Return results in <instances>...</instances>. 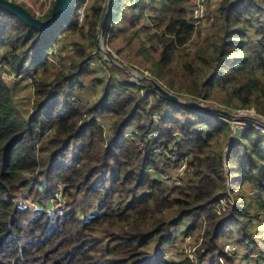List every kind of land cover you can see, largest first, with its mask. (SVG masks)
I'll return each instance as SVG.
<instances>
[{
  "label": "trees",
  "instance_id": "1",
  "mask_svg": "<svg viewBox=\"0 0 264 264\" xmlns=\"http://www.w3.org/2000/svg\"><path fill=\"white\" fill-rule=\"evenodd\" d=\"M85 1L74 0L52 34L0 8V61L33 86L26 116L0 76V264H193L163 258L184 219L189 230L201 220L204 226L198 262L221 257L239 264L224 251L222 241L233 239L246 259L264 264V131L250 126L232 135L230 122L205 119L156 93L146 104L151 85L142 94L128 79L98 78L90 62L101 61L96 39L107 0H95L79 22ZM115 1L110 47L121 38L138 66L181 97L253 108L264 117V0H220L190 53L192 0ZM61 36L77 37L74 57L51 72L47 51ZM154 112L162 134L153 143L165 146L172 132L181 133L178 147L191 153V184L164 186L150 177L148 167H159L148 139ZM132 125L136 132L125 137ZM58 185L66 197L59 211L17 202ZM228 194L233 204L220 213L210 209Z\"/></svg>",
  "mask_w": 264,
  "mask_h": 264
},
{
  "label": "rangeland",
  "instance_id": "2",
  "mask_svg": "<svg viewBox=\"0 0 264 264\" xmlns=\"http://www.w3.org/2000/svg\"><path fill=\"white\" fill-rule=\"evenodd\" d=\"M12 1H17V0H12ZM53 1L54 0H18L17 2H19L21 5H23L30 12H32V9L28 6V4L31 5L32 8H34V10H36L40 13L44 12V14H46L49 11V9H52ZM75 1H77V0H75ZM94 1L95 0H86V4L91 6V4ZM219 1L220 0H209L207 15L209 14V11H212V10L217 8ZM80 6L78 7V9L80 8ZM190 8H191V2L186 4V9H187V12L189 14H190ZM78 9H77V11H78ZM43 17H41L40 19H43ZM61 26H62V22L55 25L51 29V34L56 32L57 28H61ZM207 30H208V21L206 18L203 23L201 22L198 24V28H197L195 34L189 40L188 46L186 49L187 53L192 52L194 49V46H196L197 44H199L203 40L204 36L207 33ZM75 40H77V37H74V36L73 37L72 36H63L62 37L61 36L58 38V42L54 46L51 47L53 49V52L55 53V55H58L59 62L61 63V65L67 64L68 61L73 59L74 52H73L71 43ZM108 41H109V35L106 34L104 36V47L108 52L111 53V55L118 62H120L122 65H124L126 67H129V68L137 70L141 73L152 76L144 67H140L137 65V62L134 58L133 50H131L130 48H125V49L121 48V46H120L121 45L120 43L122 41L121 38H118L117 45L114 47H110L108 44ZM49 43H50V39H48V37L45 38L43 45H42L43 53H44V51L47 50V46L49 45ZM100 56H101V58L100 57L99 58L101 59V61L97 60V61L90 62L93 69L96 71L98 78L106 79L108 77H114V78H119V79H121V78L128 79L129 81H131V82H133V83H135L141 87V93L142 94H146L147 91H149V89L145 90L147 87H149V85H151L149 82H143V83L138 82L131 75H128L126 72L121 70L119 67H117L113 64L104 63L101 54H100ZM50 70H51V72H56L58 70V68L52 67V68H50ZM6 82H7V84H9L11 93L14 97V102H15L16 107L20 111H22L26 116H29L31 114L32 97H33V86H32L30 78L27 75L26 76H15V75H13V77L8 79V81H6ZM151 91L153 93L151 92L152 95H149L148 97H146V100H145L146 104H147V101H148V103L152 104L155 100L154 93H156V92L153 90V88L151 89ZM204 103H210L213 105H217V106L228 109V110L235 112V113L239 112V113H251L254 115H259L255 112V110L253 108L235 109V108H229V107H226L224 105H221V104H218L215 102H210V101H206ZM199 115L205 119H214V117H215V116L209 115V114L204 113V112H199ZM259 116L261 118H264L261 115H259ZM182 118H185V116H178L177 119H182ZM227 122H230L232 128L234 129V132L232 133V135L236 131H237V134L240 131H243L245 129V127L248 128L251 126V127L255 128L254 123H252L250 121H227ZM101 123L104 125V127L106 129L111 124L108 116H105L104 118H102ZM198 128H203V127L199 126ZM154 158L156 159L158 166H165L167 164V158L163 152L159 153V151L156 150L154 153ZM230 180H232V179H230ZM62 188L63 187L61 185H58L51 193H49L46 196H44V195H42V196L40 195L39 197H34L32 195L25 196V197L29 198L31 201L27 204L30 206L28 208L33 209V210L45 209L49 213H54L55 211L61 210V208L64 207L63 205L65 204V198H66L65 195L63 194ZM55 191L59 193V197H57L56 199H51L50 195ZM61 194H62V196H61ZM230 196H231L230 203L227 202L228 201L227 198L225 200L227 207L230 204L234 203V194H231V195L228 194L227 197H230ZM227 203H228V205H227ZM84 217L86 218V217H88V215L85 214ZM189 226H190V220L189 219L184 220L180 224L179 231L175 234L171 245H167L163 248V258L164 259H167V260L178 259L177 261H180L182 258L188 257L193 264H200L197 261V259L194 260L195 257L191 258L190 255L193 256L194 253H196V251H193L194 247L197 246L199 243H202L204 241V233L202 232V230H203L202 220L200 222H197L195 224L194 228H191L190 230L188 229ZM192 232H195V233L193 235H191L190 237L187 236ZM230 241H234L233 243L236 244V252L232 253V254L225 253L226 255H230L232 257L238 258V260H241L239 264H250V263L257 264L255 258H251V259L245 258V252L242 249L241 245L237 242V240L224 239L222 242L227 243ZM166 250L169 251L168 255L172 256L174 258H169V257L165 256L164 253ZM191 259H193V260H191ZM219 260H221V259H219ZM218 263L223 264V259L221 260V262H218Z\"/></svg>",
  "mask_w": 264,
  "mask_h": 264
},
{
  "label": "built area",
  "instance_id": "3",
  "mask_svg": "<svg viewBox=\"0 0 264 264\" xmlns=\"http://www.w3.org/2000/svg\"><path fill=\"white\" fill-rule=\"evenodd\" d=\"M115 4H116V1H115ZM208 4H209V0H192L191 1V8H190L189 16H190L191 21L193 22L195 32L198 28V24L201 22L203 23L207 17ZM28 6L32 9L31 13L34 17L41 18L45 15L44 12L40 13V12L34 10V8H32L31 5L28 4ZM88 8H89V5H87L86 1H85V3H83L80 6V8L78 9L77 18H78L79 22H82L84 20ZM47 55L49 57V60L51 62L52 67L59 69L62 66L61 63L59 62L58 55H55V53L53 52V49H49L47 51ZM12 74L13 73L10 71V69L3 62L0 61V76H1V78L5 81H8V79L13 77L14 74L13 75ZM203 102H206V101H203ZM160 118H161V115L158 114L157 112H154L152 114L151 119L153 121V127L150 130V132L148 133V139L151 142L150 147L152 148L154 153L157 150V151H159V153L163 152L165 154V156L167 158V164L165 166H159V167L152 165V166L148 167V173H149L151 178L156 179V180L158 179L162 183V185H164V186L190 184L195 180V178L193 176V169L189 165L190 159H191V153L188 150H180L179 149L178 143L183 139V136L181 135V133L179 131L172 132V140L168 144H166L165 146H161L162 145L161 143L159 145H157V143H155V144L153 143L154 141H156L157 136L162 134V131L157 130V124L159 123ZM227 121H229V120H227ZM166 128L168 130H170L171 126L168 124L166 126ZM255 128L261 129L259 126H256V125H255ZM198 129H202V128H198ZM136 130H137V125H132L126 131L125 137L130 136L133 132H136ZM152 143H153L154 147L152 146ZM155 161H156V159H155ZM61 196H62V194H61ZM57 197H59V193L56 191L50 195L51 199H56ZM226 198L228 200L227 202L230 203L231 196L230 197H224V198H221L218 203L213 204L210 209L215 210L217 213H220L221 210H223L227 207L226 201H225ZM17 202L22 207H30L27 204L31 201L27 197H23V196L21 197L20 196V197H18ZM227 205H228V203H227ZM203 230H204V226H203ZM203 230H202V232H203ZM194 233L195 232H192L187 236L190 237ZM173 239H174V237H173ZM233 242L234 241L223 243L225 253L232 254V253L236 252V244H234ZM171 243L169 245H171ZM197 246L194 247L193 251L196 250ZM168 254H169V251L166 250L164 255L169 257V258H174L172 256H169ZM190 257L191 258L195 257L194 260L197 259L196 253H194L193 256L190 255ZM218 258L222 260L221 257H214L211 261L221 262V260H219ZM172 260L177 261L178 259H172ZM191 260H193V259H191ZM211 261L203 260L199 263L200 264H209Z\"/></svg>",
  "mask_w": 264,
  "mask_h": 264
},
{
  "label": "water",
  "instance_id": "4",
  "mask_svg": "<svg viewBox=\"0 0 264 264\" xmlns=\"http://www.w3.org/2000/svg\"><path fill=\"white\" fill-rule=\"evenodd\" d=\"M73 3L74 0H54L50 16L46 19L34 17L32 13L28 11L23 5L12 0H0V8L13 13L29 26L34 27L41 32H47L65 19L66 15L71 10ZM114 13L115 0H107L106 8L99 26V31L96 39V49L102 55L104 63L113 64L119 67L128 75H131L138 82H149L153 90L158 95L177 105L189 107L212 116H218L225 121H250L254 123V125L259 126L264 131V118H261L259 115H254L251 113H235L217 105L204 103L201 100L199 101L181 97L168 90L156 78L126 67L118 62L104 47V36L108 34L107 32L113 21Z\"/></svg>",
  "mask_w": 264,
  "mask_h": 264
},
{
  "label": "crops",
  "instance_id": "5",
  "mask_svg": "<svg viewBox=\"0 0 264 264\" xmlns=\"http://www.w3.org/2000/svg\"><path fill=\"white\" fill-rule=\"evenodd\" d=\"M184 220H186V219H184ZM184 220H183V221H184Z\"/></svg>",
  "mask_w": 264,
  "mask_h": 264
}]
</instances>
